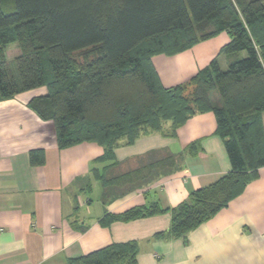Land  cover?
I'll return each mask as SVG.
<instances>
[{"label":"trees","instance_id":"16d2710c","mask_svg":"<svg viewBox=\"0 0 264 264\" xmlns=\"http://www.w3.org/2000/svg\"><path fill=\"white\" fill-rule=\"evenodd\" d=\"M222 32L230 36L220 52L232 57L227 70L215 58L187 81L163 84L156 55H175ZM43 86L47 94L29 105L51 121L59 147L97 142L109 158L123 137L134 142L167 122L175 135L192 115L215 113L232 164L228 173L172 209L156 202L102 219L110 224L170 211V235L187 242L264 166V0H0V101ZM198 147L197 141L188 149ZM29 157L40 164L44 153L32 150ZM137 256L131 240L68 264H136Z\"/></svg>","mask_w":264,"mask_h":264},{"label":"crops","instance_id":"0c3cea01","mask_svg":"<svg viewBox=\"0 0 264 264\" xmlns=\"http://www.w3.org/2000/svg\"><path fill=\"white\" fill-rule=\"evenodd\" d=\"M229 41L222 32L175 55H156L163 84L185 82L221 59ZM46 94L43 86L0 101V264H68L131 240L138 244L136 264H264V166L243 193L190 231L187 242L170 235V211L102 222L108 213L156 202L172 209L228 173L232 164L213 111L192 115L175 135L167 122L134 142L123 137L109 158L97 142L59 147L51 121L29 105ZM262 119L264 126V113ZM197 141V149H188ZM32 150L43 151L42 163L30 162ZM147 167L144 176L111 182Z\"/></svg>","mask_w":264,"mask_h":264},{"label":"rangeland","instance_id":"374dc122","mask_svg":"<svg viewBox=\"0 0 264 264\" xmlns=\"http://www.w3.org/2000/svg\"><path fill=\"white\" fill-rule=\"evenodd\" d=\"M13 46V45H12ZM243 55V57H246V55H247V53L244 51L243 53H242ZM227 56H230V55H228V54H224L222 57H221V59H219V63H220V66H221V68L223 69V70H227L228 68H229V62H227L225 59L227 58ZM242 57V58H243ZM10 66H11V69H12V72H13V74L15 75V77L18 79L19 78V75H18V70H17V66H16V63H15V61H11L10 62ZM217 94V93H216ZM218 96V95H217Z\"/></svg>","mask_w":264,"mask_h":264}]
</instances>
